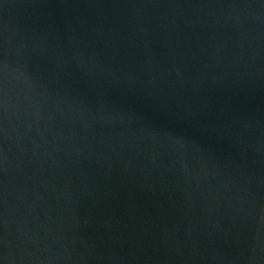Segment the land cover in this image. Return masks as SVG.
Listing matches in <instances>:
<instances>
[{
  "label": "water",
  "instance_id": "water-1",
  "mask_svg": "<svg viewBox=\"0 0 264 264\" xmlns=\"http://www.w3.org/2000/svg\"><path fill=\"white\" fill-rule=\"evenodd\" d=\"M0 264H264V0H0Z\"/></svg>",
  "mask_w": 264,
  "mask_h": 264
}]
</instances>
